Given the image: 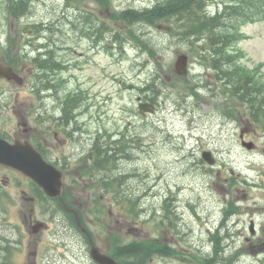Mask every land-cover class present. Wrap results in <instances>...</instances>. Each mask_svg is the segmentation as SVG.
Segmentation results:
<instances>
[{
    "label": "rangeland",
    "instance_id": "rangeland-1",
    "mask_svg": "<svg viewBox=\"0 0 264 264\" xmlns=\"http://www.w3.org/2000/svg\"><path fill=\"white\" fill-rule=\"evenodd\" d=\"M18 1L0 0V57L6 49L17 55V68L24 66L22 85L0 83V91L6 90L0 93L2 133L24 128L17 127V112H24L31 127L32 88L40 85L32 64L35 47L51 38L59 83L66 91L84 93L88 133L125 131L134 138L137 149L130 146L128 160H119L111 175L121 177L118 200L132 199L135 213L89 186L84 194L70 191L94 244L111 252L117 245L113 238L122 244L153 239L174 251L148 264H214L220 257L223 264H264V130L251 120L247 105L219 92L215 73L200 60L201 44H194L195 53L189 45L195 38L188 42L177 35L182 23L120 20L124 10L142 11L163 0H81L67 12L60 0H31L21 16L15 12ZM249 1L258 14L241 26L242 36L230 48L237 62L230 67H240L264 98V0H211L208 5L216 12ZM95 22L102 32L93 31ZM181 54L188 60L184 76L175 73ZM138 97L152 101L155 113L142 117ZM240 137L253 148L242 146ZM203 151L211 153L214 166L202 160ZM2 185L7 198L5 213L0 207V235L13 245L15 264H94L82 236L43 213L47 204L27 205L22 196L31 190L27 179L0 168V191ZM95 195L102 196L98 205ZM165 200L168 212L162 208ZM30 216L49 221L47 229L31 236Z\"/></svg>",
    "mask_w": 264,
    "mask_h": 264
},
{
    "label": "trees",
    "instance_id": "trees-1",
    "mask_svg": "<svg viewBox=\"0 0 264 264\" xmlns=\"http://www.w3.org/2000/svg\"><path fill=\"white\" fill-rule=\"evenodd\" d=\"M208 0H164L161 4H157L151 10L135 12L126 10L120 14V20L127 25L137 22H145L150 25H156L158 22H176L182 23L179 27L182 33L177 32L185 40L195 38V41H188L196 53L195 43L198 39L202 40V49L204 55L200 56L208 68L212 69L217 78L219 92L236 100L239 105L248 106V115L253 122H262L264 128V98L261 89L255 85L251 78L243 72L240 67H230L237 62L230 48L240 40V28L245 23L251 21L258 14L257 7L252 6V1L246 3H236L226 5L222 12L210 16L206 11ZM26 6L19 4V13L24 14ZM17 15V14H16ZM104 31L106 27H103ZM117 40V39H116ZM199 54V51H198ZM44 69L49 67H43ZM120 146L119 153L116 152V144L110 140H104L101 145V162L99 165V179L94 191H102L111 196L112 201L118 200V190L121 188L122 181L111 175L112 169L115 168V156H123L126 152L125 146ZM94 177L95 174H88ZM96 205L99 203V196H94ZM119 208L125 210L127 204L129 208L128 214L136 212L135 202L130 198H120L118 200ZM1 203V196H0ZM1 209L5 206L0 204ZM7 245L8 241H7ZM213 252L219 255L217 245ZM12 248L6 249L4 257H0L4 264H13L11 255ZM168 253L167 247L154 240L134 241L129 244L117 243L116 259L118 264H146L154 255H165Z\"/></svg>",
    "mask_w": 264,
    "mask_h": 264
},
{
    "label": "flooded vegetation",
    "instance_id": "flooded-vegetation-1",
    "mask_svg": "<svg viewBox=\"0 0 264 264\" xmlns=\"http://www.w3.org/2000/svg\"><path fill=\"white\" fill-rule=\"evenodd\" d=\"M67 7L65 4L63 8L67 9ZM39 38L37 36V42H39ZM54 42V39L49 38L46 39L45 43L37 44L35 47V50H37L36 59L50 58L53 55L51 46ZM9 54L11 53L6 52L5 49L2 57H0L1 64L5 66L9 64L7 62L12 58V55ZM79 57H81L80 54ZM13 66L15 67L14 71L23 77L24 66H22V69L17 68L16 64ZM50 66L52 65L50 64ZM55 72L47 73L49 85L46 91H41L37 86L32 88L33 108L31 111V127L27 126L28 118L24 116V112H17V127L22 126L24 128L22 130L19 127L18 129L11 128L3 136L9 141L19 139L30 142L42 158L62 174V194L64 199L62 197L47 199L40 188L30 181V193L22 191V196L28 201V205L47 201L52 205L51 208L55 207L56 209L58 208L57 202L60 205L67 202L73 205L79 204L77 199L71 196L70 191L74 194L80 191L84 193L87 182L85 174L88 171H92L100 163L98 160L94 164L95 158L98 157L101 160V149L99 146L102 134H99L96 129L93 134L88 133L87 124L84 119V112L86 111L84 93L79 89H74L73 92L64 90L63 83H59L62 80L56 77ZM35 73L39 75L40 69H37ZM1 82L6 81L2 79L0 80ZM3 90L5 89L2 88L0 93ZM43 93H47V96H43ZM2 95L0 94V119L4 113L3 109H5L3 107L5 104L2 101ZM123 134V132H117L114 135V141L119 143L120 137ZM2 169L8 170L6 168ZM31 216L26 220L29 227L33 224ZM69 220V216L63 215L53 221H57V224L61 227L65 226V224L68 227ZM84 240L86 242V239ZM87 243L89 244L88 241Z\"/></svg>",
    "mask_w": 264,
    "mask_h": 264
},
{
    "label": "water",
    "instance_id": "water-1",
    "mask_svg": "<svg viewBox=\"0 0 264 264\" xmlns=\"http://www.w3.org/2000/svg\"><path fill=\"white\" fill-rule=\"evenodd\" d=\"M175 70L178 75L187 74V58L185 55L177 58ZM0 78L13 80L19 85L23 83L22 78L15 74L12 68L1 64ZM138 109L141 114H144L146 111H153L145 103H140ZM242 145L247 149H251L253 146L252 143L247 142H242ZM202 158L209 165L214 164L210 153L202 154ZM0 166L12 168L33 180L48 197L54 198L60 196L62 186L61 174L45 163L30 144L19 141L10 144L0 139ZM39 227L40 225H36L34 231H37ZM91 256L98 264H116L114 260L101 254L95 247L91 249Z\"/></svg>",
    "mask_w": 264,
    "mask_h": 264
}]
</instances>
